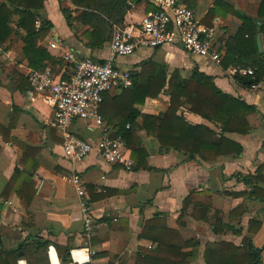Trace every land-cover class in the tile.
<instances>
[{"label":"crops","instance_id":"1","mask_svg":"<svg viewBox=\"0 0 264 264\" xmlns=\"http://www.w3.org/2000/svg\"><path fill=\"white\" fill-rule=\"evenodd\" d=\"M262 1L184 0V3L187 7L194 6L196 18L215 30V48L221 50L223 57L228 40L243 27L242 18L256 20ZM150 3V0L139 4L129 2L127 26H138L150 13ZM62 8L76 10L69 0L44 1L38 14L53 27L38 46L46 49L52 59L45 61L44 69L67 80L75 65L64 61L65 53L74 52L80 59L103 63L109 57L110 42L91 48L84 38L89 27L75 19L69 25ZM74 15L77 17L79 13ZM24 35L23 30H18L0 46V125L11 128L8 141L0 136V195L17 168L33 172L36 187L29 209L19 203L16 214L4 208V199L0 198V240L6 250L40 238L51 243L47 253L49 264H62L56 246L72 248L71 264H157L168 262L174 244L181 247V254L190 255L187 264H205L204 252L209 245L227 242L241 246L244 238H252L255 247L263 251L261 264H264V199L251 198L252 187L237 178L255 175L262 169L264 179V81L258 89L245 88L230 76L234 66L226 68L210 58L189 55L180 46L143 49L132 56L120 57L115 63L118 69L138 73L143 64L150 63L166 67L169 76L178 72L184 79L198 70L213 78L225 95L252 107L254 111L247 119L251 131L246 135H226L241 145L242 154L203 161L200 156L191 158L172 149L163 152L156 137L143 129L144 115L168 112L170 98L163 94L157 99H147L143 105H134L140 116L133 125H127L134 129L133 142L148 153L149 169L126 170L108 164L98 151H93L83 163L74 164L64 156L60 134L49 126L51 108L42 97L25 88L23 78H28L33 69L24 55L21 39ZM261 40L264 48L263 35ZM122 93L121 88L113 89L101 105L104 127L110 136L117 132L129 112L130 100L120 98ZM180 112L189 124L206 126L219 133L214 124L191 113L188 107ZM69 130L87 142L96 143L104 136L102 128L87 121L76 120ZM127 156L132 159L128 148ZM73 173L81 176L87 203L98 221L89 238L83 232V214L76 190L63 180V176ZM254 184L264 191V180ZM193 192H204L194 200L211 203L212 211L220 213L224 223L238 233L225 231L217 235L215 221L207 223L192 217L193 206L183 213L184 201ZM238 207H242L241 214L232 213ZM251 221L261 224L253 228L254 235L249 233ZM145 231L149 237L141 238ZM157 241L165 243L164 249L157 250ZM189 243L192 245H185ZM154 251L155 254H149L152 260L147 261L145 254ZM18 264L28 263L21 259Z\"/></svg>","mask_w":264,"mask_h":264},{"label":"trees","instance_id":"2","mask_svg":"<svg viewBox=\"0 0 264 264\" xmlns=\"http://www.w3.org/2000/svg\"><path fill=\"white\" fill-rule=\"evenodd\" d=\"M45 0H0V46L5 45L18 31L23 30L25 35L21 37L24 42V55L29 67L33 70H44L45 61L51 62V56L38 42L42 40L52 29L50 22L41 20L38 12L43 9ZM76 8H62V13L69 25L75 20L89 27L84 38L91 48L102 47L111 41L114 26H127V15L131 4H139L143 0H69ZM151 4V3H150ZM13 9H11V7ZM190 9L193 7L188 6ZM157 9L151 4V11ZM150 11V12H151ZM212 12V11H211ZM74 13H79L75 16ZM243 27L238 34L228 40L226 54L222 57V65L226 68L240 66L252 69L255 78L238 75L234 78L237 83L245 88L261 84L264 81V53L261 54L257 45V36H264V0L259 9L258 18L253 20L243 17ZM41 21V28L37 29L36 23ZM14 26V27H13ZM247 35V38H245ZM92 42H95L92 43ZM221 50H219V53ZM221 54V53H220ZM132 86L122 88V96L130 100L129 112L117 132L111 138L122 137L127 148L131 151L135 170L149 169L148 153L142 147L136 146L134 129L127 125H133L140 116L134 105H143L147 99H157L163 94L170 98V108L167 113L159 116H143V129L148 134H153L163 152L175 150L190 155L191 158L200 156L203 161H211L220 156H240L242 147L238 143L228 139L227 134L246 135L251 131L248 116L253 113V108L244 102L225 95L219 90L213 78L194 70L188 79H184L178 72L169 76L164 66L155 64H143L141 72L131 71ZM69 78V77H68ZM67 78V79H68ZM25 88L31 90L28 78ZM2 83L0 80V87ZM103 95L104 101L106 98ZM104 103V102H103ZM188 107L189 111L202 117L219 130L216 134L206 126L189 124L181 115V108ZM11 128L0 125V136L8 141ZM2 148L0 146V153ZM21 163H24L22 161ZM34 174L30 170L17 168L9 183L0 195L4 200H10L13 207L21 203L29 209L34 195L36 183ZM247 186H251L250 197L264 199V191L255 186L262 178V169H258L255 175L247 177L237 176ZM204 194V192L202 193ZM193 192L187 197L183 205V213L193 206L192 217L197 221H215V233L232 231L238 233L235 228L224 223L220 213L212 211V205L208 202H196L197 196L202 195ZM242 207H238L232 213L241 214ZM243 212V211H242ZM152 222L147 223V229ZM261 226L256 221L250 222L249 233L254 235V227ZM147 231V230H146ZM146 231L141 238H148ZM157 250L164 249L165 243L157 241ZM192 245V244H185ZM51 243L40 238H32L20 244L13 250H6L0 240V264H18L24 259L28 264H49L48 249ZM170 259L168 262L157 264H187L189 254H181V247L171 245ZM62 264H71L70 246H56ZM262 250L257 249L252 238H244L241 246L227 242H216L209 245L204 252L205 264H261ZM21 253H23L21 255ZM150 255L145 254L147 261H151ZM146 259H143L145 262Z\"/></svg>","mask_w":264,"mask_h":264},{"label":"built area","instance_id":"3","mask_svg":"<svg viewBox=\"0 0 264 264\" xmlns=\"http://www.w3.org/2000/svg\"><path fill=\"white\" fill-rule=\"evenodd\" d=\"M150 2L157 10L145 15L138 26L113 27L110 54L105 62L80 59L76 53L68 52L63 59L75 65V68L67 80L58 78L50 69L31 70L28 73L31 90L42 97L52 110L49 126L60 134L65 158L74 164L83 163L93 151H98L108 164L122 166L126 170H132L135 166L127 156L125 140L122 137L111 138L100 112L105 93L132 86L131 71L115 66L118 58L132 56L143 49L180 46L189 55L210 58L217 65L222 64V57L215 48V30L203 25L184 0ZM41 26V21H37V29ZM238 75L255 78L250 68L232 67L230 76L235 78ZM260 87V84L253 85L250 89ZM76 120L94 123L103 129L104 136L96 143L76 137L69 130ZM63 180L76 190L83 214V232L89 238L97 229L98 221L87 203L81 176L73 173L63 176ZM2 205L15 214L18 212V206L13 207L10 200H3Z\"/></svg>","mask_w":264,"mask_h":264},{"label":"water","instance_id":"4","mask_svg":"<svg viewBox=\"0 0 264 264\" xmlns=\"http://www.w3.org/2000/svg\"><path fill=\"white\" fill-rule=\"evenodd\" d=\"M257 44H258V49H259V52L261 53V54H263L264 53V48H263V44H262V40H261V35H258V37H257ZM23 253H21V255H22Z\"/></svg>","mask_w":264,"mask_h":264}]
</instances>
